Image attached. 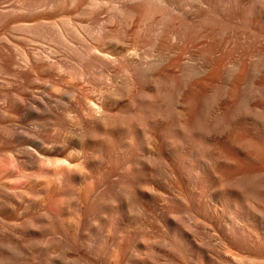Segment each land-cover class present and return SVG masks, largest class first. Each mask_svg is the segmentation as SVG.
Segmentation results:
<instances>
[{"label": "rangeland", "instance_id": "374dc122", "mask_svg": "<svg viewBox=\"0 0 264 264\" xmlns=\"http://www.w3.org/2000/svg\"><path fill=\"white\" fill-rule=\"evenodd\" d=\"M254 2L0 0V264H264V235L224 237L178 169H146L170 139L145 125L156 83L142 78L191 70L219 96L236 64L264 59ZM188 90L175 96L190 121ZM126 189L140 210L125 216Z\"/></svg>", "mask_w": 264, "mask_h": 264}, {"label": "bare ground", "instance_id": "6f19581e", "mask_svg": "<svg viewBox=\"0 0 264 264\" xmlns=\"http://www.w3.org/2000/svg\"><path fill=\"white\" fill-rule=\"evenodd\" d=\"M252 1L255 2L249 7L253 16L251 22L264 24V0ZM244 63L236 64L227 73L226 83L217 91L219 96L211 93L212 96L199 95L196 92L198 85L195 86L197 78L191 80V70H186L178 81L161 70L156 75L152 74L154 77L144 73L142 78L145 85L151 79L156 83L153 118L154 115L156 117L151 121V117L147 116L145 125L156 129L161 135L166 134L170 139L161 153L158 150V159L153 161L154 157L148 164L146 162L148 167L144 164L146 169L154 170V173L170 172L172 175L178 169L188 185H192L190 188L198 189V194L193 195V199L198 201H192L206 203V216H211L215 225L223 224L220 225L222 235L232 240L247 241L264 235V59L256 62L248 71ZM183 87H189L190 96L186 95L182 104H186L185 109L192 119L190 121V118L183 117L185 113L176 111L179 102L175 93ZM147 90L144 89L143 94L146 100H151ZM221 97H239V100L225 108L223 101L219 102ZM144 111L148 110L144 107ZM149 190L152 191L150 187ZM181 191L178 192L181 194ZM207 194L209 197L205 198ZM115 195L120 201L115 207L116 212L120 211L125 216L139 212L140 193L138 196V193L126 189ZM184 221L176 223L173 228L174 238L180 242L189 234ZM195 246L202 248L206 245L190 244V248ZM177 249L182 254V249ZM147 260L149 258L142 255L137 259L141 264H147Z\"/></svg>", "mask_w": 264, "mask_h": 264}]
</instances>
